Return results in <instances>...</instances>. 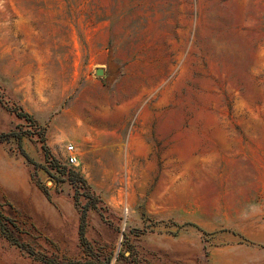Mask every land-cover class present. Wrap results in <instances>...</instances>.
Segmentation results:
<instances>
[{
  "label": "rangeland",
  "instance_id": "374dc122",
  "mask_svg": "<svg viewBox=\"0 0 264 264\" xmlns=\"http://www.w3.org/2000/svg\"><path fill=\"white\" fill-rule=\"evenodd\" d=\"M41 130L99 199L85 243L88 199L45 170ZM12 131L41 168L0 143V213L30 251L264 264V0H0V133ZM0 264L46 263L0 231Z\"/></svg>",
  "mask_w": 264,
  "mask_h": 264
},
{
  "label": "trees",
  "instance_id": "16d2710c",
  "mask_svg": "<svg viewBox=\"0 0 264 264\" xmlns=\"http://www.w3.org/2000/svg\"><path fill=\"white\" fill-rule=\"evenodd\" d=\"M13 112H15L18 118L26 119L27 121L35 125L37 128H40L34 117L29 113H27L26 111H24L22 108H15ZM39 134L42 137L43 150L45 151L48 163L50 165V169H45L48 172V174L53 179H56L60 182H65L66 180H68V182H70V184L73 185V187L75 188L74 200L77 206L80 205V198L82 196L88 199V203L81 208V216H80V235L82 241L85 243L88 211L90 208L92 209L97 208L99 199L94 195V193H92V188L89 185L88 181L79 172L75 171L72 168H69L68 166L62 165L56 159V157L52 155L50 148L46 143L44 130H41ZM24 137H25V133L22 132L12 131L10 133H0V143L10 142L12 139L17 141L22 155L27 159V161L30 164L34 165L35 172H37V170L41 168V165L35 163L22 148V141ZM51 171H54L55 173H51ZM56 174H59L61 177H64L65 179L61 180L60 178L56 177ZM39 186L43 189V191L48 196V198L51 199V193L49 192V190L43 187L41 184H39ZM82 190L83 192H81ZM172 224H176V223H172ZM188 225L195 226L194 224H190V223H188ZM10 226L13 228H17L16 223L12 219L7 218L2 213H0V231L9 242H11L13 245L21 249L26 250L30 255L35 256L37 259H40L42 262L46 264H58L56 263L55 260L49 259L46 256L38 255L33 251H30L24 244L20 243L14 237L13 233L10 231ZM111 261H112L111 259H108V261L105 264H111ZM68 264H75V263H68ZM77 264H81V263H77Z\"/></svg>",
  "mask_w": 264,
  "mask_h": 264
},
{
  "label": "built area",
  "instance_id": "2783aa9c",
  "mask_svg": "<svg viewBox=\"0 0 264 264\" xmlns=\"http://www.w3.org/2000/svg\"><path fill=\"white\" fill-rule=\"evenodd\" d=\"M69 151H70V155H69V161H70V163H75L76 161H77V156L73 153V151H74V147L73 146H71L70 148H69Z\"/></svg>",
  "mask_w": 264,
  "mask_h": 264
},
{
  "label": "water",
  "instance_id": "95a60500",
  "mask_svg": "<svg viewBox=\"0 0 264 264\" xmlns=\"http://www.w3.org/2000/svg\"><path fill=\"white\" fill-rule=\"evenodd\" d=\"M103 75V70H98L97 71V76H102Z\"/></svg>",
  "mask_w": 264,
  "mask_h": 264
}]
</instances>
